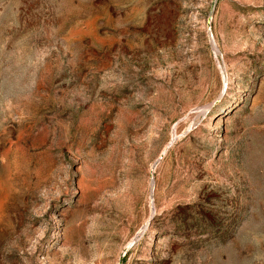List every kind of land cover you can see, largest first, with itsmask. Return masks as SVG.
<instances>
[{
  "label": "rangeland",
  "instance_id": "rangeland-1",
  "mask_svg": "<svg viewBox=\"0 0 264 264\" xmlns=\"http://www.w3.org/2000/svg\"><path fill=\"white\" fill-rule=\"evenodd\" d=\"M0 264H264V0H0Z\"/></svg>",
  "mask_w": 264,
  "mask_h": 264
},
{
  "label": "bare ground",
  "instance_id": "bare-ground-1",
  "mask_svg": "<svg viewBox=\"0 0 264 264\" xmlns=\"http://www.w3.org/2000/svg\"><path fill=\"white\" fill-rule=\"evenodd\" d=\"M154 185L151 183V192L153 191Z\"/></svg>",
  "mask_w": 264,
  "mask_h": 264
}]
</instances>
